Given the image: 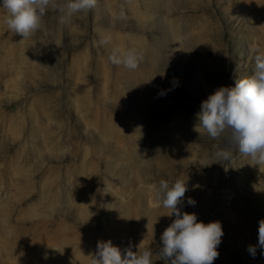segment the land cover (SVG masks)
I'll list each match as a JSON object with an SVG mask.
<instances>
[{
	"label": "rangeland",
	"instance_id": "374dc122",
	"mask_svg": "<svg viewBox=\"0 0 264 264\" xmlns=\"http://www.w3.org/2000/svg\"><path fill=\"white\" fill-rule=\"evenodd\" d=\"M4 15L0 264H91L109 240L122 257L149 248L172 264L155 255L176 218L157 199L162 179L186 182L181 214L221 224L213 264H264L247 251L264 219V164L216 162L226 145L193 131L202 101L254 74L264 0H96L63 21L50 9L28 39ZM114 49H135L138 67L113 65Z\"/></svg>",
	"mask_w": 264,
	"mask_h": 264
},
{
	"label": "clouds",
	"instance_id": "9594fccd",
	"mask_svg": "<svg viewBox=\"0 0 264 264\" xmlns=\"http://www.w3.org/2000/svg\"><path fill=\"white\" fill-rule=\"evenodd\" d=\"M96 0H2L0 9L5 13L3 24L14 34L28 39L43 26V18L52 9L61 14V21L76 13L88 12ZM108 43L107 39L99 42ZM142 56L135 50L114 49L109 56L115 66L135 70ZM255 69L251 76L237 79L234 87L221 86L201 102L196 114L193 131L222 140L226 145H216V162H232L238 154L250 158L256 164H264V51L254 56ZM164 93L161 92L160 95ZM185 181L177 179L171 186L166 180L159 181L157 199L162 206L175 214L173 222L160 237L163 247L155 255L161 259L175 257L172 264H213L223 235L219 222H198L194 213L181 214L177 207L187 191ZM194 206L195 201L188 199ZM258 243L249 245L247 251L255 258L257 248L264 255V219L258 221ZM91 264H154L153 252L145 248L133 252L121 250L109 241H98L97 251Z\"/></svg>",
	"mask_w": 264,
	"mask_h": 264
}]
</instances>
